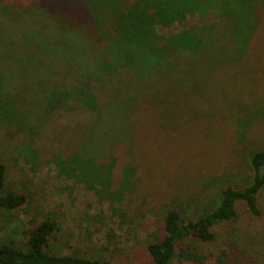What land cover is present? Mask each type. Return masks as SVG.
Instances as JSON below:
<instances>
[{"label": "trees", "instance_id": "16d2710c", "mask_svg": "<svg viewBox=\"0 0 264 264\" xmlns=\"http://www.w3.org/2000/svg\"><path fill=\"white\" fill-rule=\"evenodd\" d=\"M64 1L88 14L91 29L33 2L14 15L25 13L29 23L14 25L15 31L0 38V130L18 139L13 149L24 163L37 164L51 155L58 175H78L99 184H112L113 149L119 142L128 152L133 148V107L148 101L171 116L183 98L207 81L213 69L209 62L217 65L228 59L225 62L234 64L248 56L249 40L259 23L255 7L264 5V0ZM194 16H207L209 21L166 36L154 32L156 24L169 26ZM235 108L236 129L243 136L251 120L264 117V98L253 97ZM77 128L84 135L74 142ZM258 146L248 152V183L225 185L209 210L190 218L183 212L189 202L184 206L182 199L171 198L162 206L157 230L139 246L147 264H170L173 258L179 264H231L220 247L209 251L202 245L226 230L225 247L234 246L236 226L215 228L235 220L237 201L261 218L253 231L256 248L246 263L264 264V212L258 202L264 190V143ZM129 167L122 168L116 192L131 184ZM25 201L23 193L5 186V166L0 162V211L22 209ZM69 236L54 212L34 208L21 245L0 240V264H133L137 250H125L118 257H95L76 248L61 252L58 245Z\"/></svg>", "mask_w": 264, "mask_h": 264}, {"label": "rangeland", "instance_id": "374dc122", "mask_svg": "<svg viewBox=\"0 0 264 264\" xmlns=\"http://www.w3.org/2000/svg\"><path fill=\"white\" fill-rule=\"evenodd\" d=\"M33 2L75 24L91 26L88 14L64 0H0V38L12 32L14 25L29 23L25 13L21 17L14 15L30 8ZM255 8L259 23L249 40L248 56L234 64L225 62L228 59L217 65L214 60L212 64L209 62L213 69L207 81L194 95L183 98L182 105L179 103L171 116L159 113L158 105L148 101L133 107L129 130L133 148L128 152L124 143L119 142L121 145L113 149L112 184L83 181L78 175L72 178L58 175L51 155L37 164L24 163L13 149L18 139L0 130L5 186L26 198L22 209L0 211V240L11 239L21 245L33 209L41 208L42 213L54 212L63 231L70 233L68 240L58 245L61 252L76 248L95 257L110 254L118 257L131 249L137 250L133 264H147L148 259L139 246L148 233L157 230L162 206L171 198L182 199L184 206L189 202L183 212L194 218L214 205L225 185L247 184L251 175L248 152L264 143V117L251 120L242 136L241 130L236 129L235 106L247 104L253 97L264 98V5L259 3ZM207 21V16L189 17L169 26L156 24L154 32L166 36ZM202 79L204 82L205 77ZM83 135L78 128L74 129V142ZM126 164L132 169L131 184L116 192ZM258 202L263 213L264 190ZM235 209L233 222L215 228L236 226L239 235L234 246L230 250L225 247L224 240L229 237L223 230L212 243L202 247L209 251L220 247L227 254L226 262L236 264L232 262L235 259L237 264H247L248 254L256 248L253 231L261 225V218L249 213L242 201L236 202ZM170 264L179 263L173 258Z\"/></svg>", "mask_w": 264, "mask_h": 264}]
</instances>
